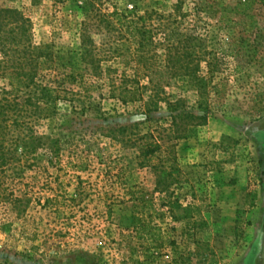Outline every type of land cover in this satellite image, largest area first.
I'll list each match as a JSON object with an SVG mask.
<instances>
[{
	"label": "rangeland",
	"instance_id": "1",
	"mask_svg": "<svg viewBox=\"0 0 264 264\" xmlns=\"http://www.w3.org/2000/svg\"><path fill=\"white\" fill-rule=\"evenodd\" d=\"M240 1L0 0V92L4 72H37L56 104L46 145L0 170V264H264V71L226 56L203 89L161 75L175 53L207 74L242 36L263 59L264 5L226 10ZM164 92L207 120L174 119Z\"/></svg>",
	"mask_w": 264,
	"mask_h": 264
},
{
	"label": "trees",
	"instance_id": "2",
	"mask_svg": "<svg viewBox=\"0 0 264 264\" xmlns=\"http://www.w3.org/2000/svg\"><path fill=\"white\" fill-rule=\"evenodd\" d=\"M256 4L264 5V0H241L235 7L227 6L226 10L236 15L242 12L240 11L242 8L247 10ZM229 20L233 19L229 18ZM250 39L249 36H242L234 41L233 47L222 51L223 58H217L215 55L213 63L207 62L210 69L207 74H204L203 70L198 66L188 68L180 65L181 55L175 53L173 58L169 59V62L175 66H166L165 71H162L161 75L167 72L173 76H179L182 75L183 71H186L188 73L187 76L191 77V80L203 89L204 86L211 85V78H208L209 73L219 72L220 65L225 63L224 58L226 56L234 59V74L245 72L248 76H251L254 71H264V63L262 62L264 58L258 57L260 43L257 38ZM25 57L26 59L32 58L30 54ZM36 59L38 64L42 60L46 62L47 56L45 51L40 50ZM154 72V70L153 72L151 71L150 75ZM37 75V72L24 73L21 70L19 72L17 69H14L12 72H4L1 75L5 81V85L0 92V170L5 169L12 163H22L23 159H28L39 147L46 145L44 142L45 135L41 134L37 130V127L40 120L47 119L56 111V104L54 90H52L51 86L43 83L42 80H38L36 78ZM212 88H216V86H212ZM161 89L164 90L162 87ZM157 97L158 101L163 102L166 109L172 113L174 119L185 113L187 117L200 120L206 121L208 118V112L202 116L188 113L183 100L180 98L171 100L166 96V92H164V96ZM153 103L154 108L158 109L157 102ZM123 130L125 131L126 128H123ZM141 149L142 152L144 151V154L153 155L157 150L161 149V145L156 142H148L141 146ZM174 172L177 173L179 170L172 164V171L168 173ZM167 206L174 221L186 219L192 211L190 206H185L178 199L171 200ZM144 215L146 218L133 215L132 225L136 231L144 233L153 242L160 236L161 228L157 224L153 226L152 218L146 215V213Z\"/></svg>",
	"mask_w": 264,
	"mask_h": 264
}]
</instances>
